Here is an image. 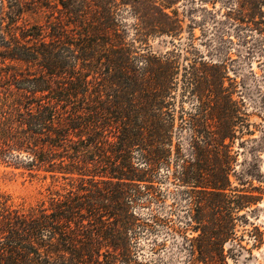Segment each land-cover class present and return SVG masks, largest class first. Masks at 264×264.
I'll use <instances>...</instances> for the list:
<instances>
[{
    "label": "trees",
    "instance_id": "obj_1",
    "mask_svg": "<svg viewBox=\"0 0 264 264\" xmlns=\"http://www.w3.org/2000/svg\"><path fill=\"white\" fill-rule=\"evenodd\" d=\"M226 3L250 6L261 19L237 27L264 37V0ZM123 5L0 0V166L51 180L35 205L8 206L0 195V264H158L138 261L133 231L152 229L137 209L158 200V174L173 159L192 207L186 227L199 233L184 238L189 264H228L240 213L260 201L231 194V152L244 133L233 129L243 120L224 73L202 93V61L192 65L186 89L200 115L202 98L214 96L221 127L202 129L192 118L187 148L175 144L169 103L179 61L155 53L150 40L180 27L148 5L133 7L130 31Z\"/></svg>",
    "mask_w": 264,
    "mask_h": 264
},
{
    "label": "rangeland",
    "instance_id": "obj_2",
    "mask_svg": "<svg viewBox=\"0 0 264 264\" xmlns=\"http://www.w3.org/2000/svg\"><path fill=\"white\" fill-rule=\"evenodd\" d=\"M52 1L59 3L60 0ZM85 1L98 3L99 0ZM107 1L124 3L121 17L130 31H133V25L137 22L136 15L131 13L133 7L142 11L148 5L162 10L180 27L171 35L150 40L155 53L174 52L179 61L177 83L169 103L170 112L176 118L172 130L175 144L183 141V146L187 148L188 139L194 130L192 118L202 123V129L216 131L221 127V121L213 111L214 103H209L214 101V96L205 94L202 98L200 115L198 98L191 88L186 89V79L193 72L192 65L195 61H202V67H196L202 77V93L208 84L215 91L219 74L224 73L225 87L234 93L233 100L239 103L243 120L241 125L233 129L239 135L240 132L244 133V138L235 143L231 152L232 156L237 157L231 179V189L235 192L231 194H253L260 198L256 205L240 213L244 218L237 221L235 240L228 242L225 247L227 262L264 264V37L237 27L240 21L260 20V16L253 15L248 5L226 3L227 0ZM157 17L160 15L157 14ZM42 20L36 19L38 22ZM204 104H208V107ZM176 165L173 159L168 168L160 170L155 184L158 200L150 205L142 202L137 209L141 221H149L153 226L151 230L137 227L133 231L139 262H190L184 238L192 240L199 233L193 227H186L190 221L187 215L192 207L190 199L183 193L185 186L175 179L174 175L178 171ZM50 185L49 179L32 178L26 172L0 166V195L9 199L8 206L35 205L46 199V190ZM164 222H167V226Z\"/></svg>",
    "mask_w": 264,
    "mask_h": 264
}]
</instances>
